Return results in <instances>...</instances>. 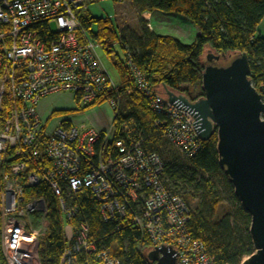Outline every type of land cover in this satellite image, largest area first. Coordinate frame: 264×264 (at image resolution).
<instances>
[{
  "label": "built area",
  "instance_id": "2783aa9c",
  "mask_svg": "<svg viewBox=\"0 0 264 264\" xmlns=\"http://www.w3.org/2000/svg\"><path fill=\"white\" fill-rule=\"evenodd\" d=\"M90 1L0 0V264H42L38 246L49 227L47 203L32 190L42 184L61 219L59 264H86L89 255L97 264H121L96 244L85 219L72 221L83 186L90 188L103 221L136 225L151 247L172 245L177 264H214L188 231L189 207L166 185L162 159L145 147L134 118L122 114L118 138L112 122L108 130L85 137L77 127L64 126V118L47 126L51 112L45 118L38 113L42 98L67 93L76 108L105 101L113 121L121 116L122 98L136 90L152 115L148 136L161 137L184 158L201 144L193 116L152 91L128 53L133 86L120 89L110 77L98 54L101 46L78 18L77 10ZM139 14L151 29L150 13ZM256 91L264 100V89Z\"/></svg>",
  "mask_w": 264,
  "mask_h": 264
},
{
  "label": "trees",
  "instance_id": "16d2710c",
  "mask_svg": "<svg viewBox=\"0 0 264 264\" xmlns=\"http://www.w3.org/2000/svg\"><path fill=\"white\" fill-rule=\"evenodd\" d=\"M127 1L137 14L143 11L151 14L153 9L181 13L196 24L197 34L192 42L184 43L173 35L159 34L149 29L142 17H139L136 26L121 31L109 16H94L88 8L77 10L81 26L101 46L115 67V82L120 89L133 86L124 57L128 53L133 64L148 76L155 90H161L164 85L190 99L199 98L202 90L195 93L193 89L200 84L205 47L225 56L245 52L252 85L257 90L264 89V35L257 31V25L264 15V0ZM124 98L121 116L112 121L113 138L119 137L117 129L123 113L127 114L124 117L134 118L144 133L145 147L155 151L162 159L166 185L179 193L189 207L188 231L202 241L206 251L214 257V264H238L254 251L248 231L250 216L241 207L230 182L219 167L216 134L202 140L195 153L184 158L161 137L147 135L152 115L144 98L136 90ZM100 102L98 99L90 105ZM60 111L63 110L55 109L52 114ZM63 125L68 126V121L64 120ZM98 145L99 142H96L94 147ZM214 178L221 179L227 186L234 208L221 206L222 198ZM180 183L192 188L193 197L196 198L192 208L189 206L191 198L187 199L178 190ZM32 190L44 194L49 219L48 230L39 242V259L42 264H59L62 251L61 219L54 197L43 184ZM77 200L79 213L72 221L85 219L98 246L104 245L119 258L121 264H153L145 257L151 245L136 225L124 223L117 226L112 221H103L98 202L87 186L78 191ZM87 259L86 264H97L94 257L89 255Z\"/></svg>",
  "mask_w": 264,
  "mask_h": 264
},
{
  "label": "water",
  "instance_id": "95a60500",
  "mask_svg": "<svg viewBox=\"0 0 264 264\" xmlns=\"http://www.w3.org/2000/svg\"><path fill=\"white\" fill-rule=\"evenodd\" d=\"M202 95L190 99L162 85L151 90L188 111L201 140L216 134L218 164L250 216L254 251L238 264H264V100L252 85L245 52L225 56L203 49ZM170 244L151 247L145 257L153 264H177Z\"/></svg>",
  "mask_w": 264,
  "mask_h": 264
},
{
  "label": "rangeland",
  "instance_id": "374dc122",
  "mask_svg": "<svg viewBox=\"0 0 264 264\" xmlns=\"http://www.w3.org/2000/svg\"><path fill=\"white\" fill-rule=\"evenodd\" d=\"M88 11L94 15V16H109L113 20V23L117 26L118 29L121 31L131 29L138 23L140 14H137V11L134 9L131 3H129L127 0L119 3L115 2L113 0H93L88 2L87 4ZM150 23L156 33L159 34H170L175 37H177L180 41L184 43H190L194 40L195 35L197 34V26L196 24L191 21L188 17L181 13H174V12H167V11H161L157 9L152 10V16H150ZM144 19V18H143ZM257 31L259 34L264 35V15L261 19V23H259L257 27ZM119 55L121 57L122 54L116 48ZM98 54L100 56V59L104 65V67L107 69L110 77L117 81V73L116 69L111 63L109 57L106 56V54L102 50H98ZM201 89V85L197 84L194 86L195 93H199ZM127 97V96H124ZM122 98L123 100L121 102H124L125 98ZM41 100L38 104H41ZM106 103L105 101H103ZM39 106V105H38ZM93 106V105H92ZM88 107V106H87ZM55 109H61L63 111H60L58 114H52V111ZM85 109V110H84ZM82 110V111H80ZM86 111V107L82 108H76L75 103L70 96V94L67 93H59L55 94L51 100L47 103L46 109L44 111H39L38 113L43 117H47V115L50 113V119L47 121V126H50L54 120L63 119L65 117H70L72 121L75 119H78V116L83 115ZM83 114H82V113ZM169 149L172 150L176 154V152L167 144H165ZM215 184L217 185L218 191L220 193V196L222 198V205L224 208L230 207L234 208L229 197V189L227 186L222 182L219 178L213 179ZM179 191L187 199H190L189 206L192 208L193 203L195 202V197H193L192 188L188 187L187 185H183L180 183L179 185ZM231 190L233 192V187L231 185ZM30 222H31V228L32 230H36L38 228L37 221L35 220L34 216L30 215ZM245 257H243L241 260H243Z\"/></svg>",
  "mask_w": 264,
  "mask_h": 264
},
{
  "label": "crops",
  "instance_id": "0c3cea01",
  "mask_svg": "<svg viewBox=\"0 0 264 264\" xmlns=\"http://www.w3.org/2000/svg\"><path fill=\"white\" fill-rule=\"evenodd\" d=\"M150 16H152V13ZM259 23H261V20ZM151 28L153 29L152 25ZM54 95L55 94H52L42 98V102L41 104H38L39 106H37V109L40 112L44 111L47 103ZM84 112V114L81 112L83 115L78 116V119H75L74 121H72L70 117H65L64 119L68 121L69 125L77 127L79 129V133L85 135V137L89 136L90 131H105L109 129L112 122V109L107 103L100 102L93 104V106H86V111Z\"/></svg>",
  "mask_w": 264,
  "mask_h": 264
}]
</instances>
